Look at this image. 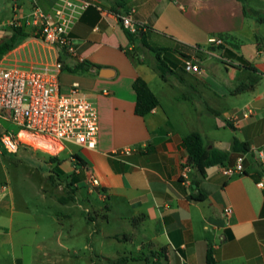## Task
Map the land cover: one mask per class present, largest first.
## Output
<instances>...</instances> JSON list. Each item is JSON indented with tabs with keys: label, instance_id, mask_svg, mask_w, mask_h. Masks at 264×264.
Listing matches in <instances>:
<instances>
[{
	"label": "crops",
	"instance_id": "obj_1",
	"mask_svg": "<svg viewBox=\"0 0 264 264\" xmlns=\"http://www.w3.org/2000/svg\"><path fill=\"white\" fill-rule=\"evenodd\" d=\"M58 1L9 0L11 20L20 18L21 27L30 33L10 52L20 59H60L64 65L60 74L62 89L79 82L86 95L96 102L100 121L97 146L88 149L74 144L78 151L65 153L64 160L56 166L57 172L74 182L70 187L75 190L74 199L66 197L62 202H74L81 186L89 185L87 179L93 174L100 187L94 189L89 185V193L103 202L109 201L100 209V215L108 224L113 215L131 231L119 228L107 234L105 226H100L93 233L87 231V238L102 247L105 238H119L121 232H125L126 241H134L139 234L150 254L163 249L162 264H208L210 251L215 264H264V186H258L264 181V27L245 14L246 1L91 0L94 5L82 13L69 33L77 55L59 51L33 36L34 26L26 23L35 3L51 13ZM132 7L133 19L146 26L147 42L155 48L169 49L161 57L171 68L192 56L202 63L205 73L172 69L166 80L162 79L154 67L155 53L149 49L132 51L137 43L132 44L116 15ZM250 9L264 12L261 6ZM11 20L0 24L4 37L12 34ZM212 37H220L224 44H210ZM201 45L207 46L205 51L200 49ZM212 56L223 65L212 61ZM206 60L211 63L205 66ZM78 63L88 66L74 71ZM158 76L166 84L181 85L194 93L196 130L187 133L175 125L152 88V81ZM137 77L148 83L160 102L146 116L135 112L133 82ZM251 79L257 80L253 88L234 91L240 82ZM190 100V95L176 97L181 114L187 111L185 102ZM247 108L252 109L250 117L238 125L226 121L230 113ZM195 131L203 134L210 147L222 150L230 151L235 137L247 142L250 149L241 154L242 173H223L224 167L235 165V153L230 162L206 168L204 175L188 163L183 139ZM62 145L56 153L38 149L57 156L66 149V144ZM35 147L28 142L20 150ZM126 147L132 148L130 153L122 152ZM76 155L84 166L78 165ZM80 175H84L82 180L76 178ZM3 205L4 198L0 197V208ZM226 207L232 209L229 216L225 215ZM12 215L13 211L9 214L11 221ZM88 218L97 223V217ZM9 234L10 229L0 225V248L10 244ZM58 245L64 246L60 238ZM91 245L86 243L87 247L92 248ZM38 248L39 264L54 259L49 258L51 252L42 243ZM141 248L138 247L139 251ZM95 256L110 260L103 250ZM15 264H23L22 258L17 257Z\"/></svg>",
	"mask_w": 264,
	"mask_h": 264
},
{
	"label": "rangeland",
	"instance_id": "obj_2",
	"mask_svg": "<svg viewBox=\"0 0 264 264\" xmlns=\"http://www.w3.org/2000/svg\"><path fill=\"white\" fill-rule=\"evenodd\" d=\"M245 1L248 10L252 6L264 8V0ZM0 4V24H3L11 20L13 12L9 0H0ZM261 25L264 27V23ZM4 36L3 32L0 33V37ZM206 48V45L200 46L201 50L205 51ZM211 59L223 65L217 57L212 56ZM210 63V60H206L203 64L206 66ZM172 69L174 72H183L184 63L178 62ZM152 88L172 115L178 128L187 133L196 130L194 93L181 85L166 84L160 76L152 81ZM183 94L190 95L192 100L185 102L187 111L181 114L177 110L179 105L176 103V97ZM3 127L15 132L19 129L12 122H3ZM65 144V151L57 156L40 150L37 146L35 149L24 148L16 154L0 149V197L5 201V205L0 208V217L2 216L0 225L10 229V234L7 235L10 244L0 248V264H15L17 257L22 258L23 264H39L41 251L38 245L41 243L51 252L49 258H54L45 264H154L155 253L150 254L149 248L142 245L139 234L134 241H126L125 232H121L119 238H105L102 247L93 243L91 238H87L88 232L93 233L100 226H105L107 234H113L119 228L130 232L131 228L118 223L113 215L110 224L104 220L100 215V209L109 201L103 202L96 194L89 193V185L81 186L74 202H62V198L70 194L68 184L70 179L66 174L57 175L56 166L64 160L65 153H69L70 150L78 151L74 144L68 142ZM53 157H56V160H52ZM49 163L55 165L51 166ZM76 178L82 180L84 175ZM3 209L4 212L1 211ZM11 211L12 221L9 216ZM90 215L95 219L97 217L98 224L89 220ZM58 238L63 247L58 245ZM87 242L92 244V248L86 246ZM100 250H103L110 260L96 257L95 254ZM59 256L64 258L60 259Z\"/></svg>",
	"mask_w": 264,
	"mask_h": 264
},
{
	"label": "built area",
	"instance_id": "obj_3",
	"mask_svg": "<svg viewBox=\"0 0 264 264\" xmlns=\"http://www.w3.org/2000/svg\"><path fill=\"white\" fill-rule=\"evenodd\" d=\"M91 0H59L53 12H44L36 3L30 19L26 22L35 28L34 35L59 51L77 55V49L71 38L70 30L82 13L90 6ZM102 10L100 6H97ZM1 8V4H0ZM135 8H125L116 15L122 27L129 32L145 31V24L133 19ZM10 26H23L20 18L14 17ZM210 44L222 45L223 39L212 37ZM187 72L202 75L205 68L195 57L183 59ZM64 65L60 59L39 61L20 59L10 51L0 57V149L16 154L25 144V136L35 139L50 138L61 144L68 142L93 149L98 144L100 121L96 102L88 97L79 82H73L67 90L61 87L60 74ZM251 108L240 113H230L228 123L238 125L242 119L250 117ZM3 122H12L19 129L10 131ZM132 148L122 149L130 153ZM244 157L240 155L235 165L224 167L223 173L234 175L242 173ZM87 184L96 189L99 180L90 174ZM264 186V181L258 183ZM232 213L226 207L225 215Z\"/></svg>",
	"mask_w": 264,
	"mask_h": 264
},
{
	"label": "trees",
	"instance_id": "obj_4",
	"mask_svg": "<svg viewBox=\"0 0 264 264\" xmlns=\"http://www.w3.org/2000/svg\"><path fill=\"white\" fill-rule=\"evenodd\" d=\"M242 1L244 2V0ZM244 12L246 15L253 16L258 22L264 23V12L256 9L248 10L245 4ZM125 31L132 44L137 43V46H134L132 51L137 50L143 52L145 49H149L155 53L156 63L154 67L160 72L162 79L166 80L167 73L171 72L172 68L167 63L166 58L161 57V54L168 52L169 49L152 47L147 42L146 32L143 30L135 33L129 32L128 30ZM28 36H30V33L25 31L23 27L13 28L12 34L2 38L0 41V57L13 50L22 40H24ZM87 66V63H78L74 67V71H78ZM256 81H253L251 79V81L247 83L240 82L236 86L234 91L242 92L245 90H249L253 88ZM133 88L136 92V114L140 116H146L159 105L160 102L158 97L155 95L148 83L143 78L137 77L133 82ZM183 142L189 153L188 163H190L203 175L206 172V168L230 162L232 154L235 153L239 157L241 154L248 152L250 149V145L247 142L241 141L237 137L234 138L230 151L210 147L209 144L205 141L203 134L199 131L192 132L185 136ZM76 159L79 162V166H84V162L77 155ZM52 160H56V157H53ZM60 174L61 173L57 172V175ZM68 184L69 187H71L74 182H69ZM69 192L70 194L69 196H67V198L74 199L75 190L70 188ZM63 200L64 198H62V201ZM155 256L158 259L154 264H162L163 258H165L163 249L155 252ZM207 263L215 264V260L211 251L208 253Z\"/></svg>",
	"mask_w": 264,
	"mask_h": 264
},
{
	"label": "bare ground",
	"instance_id": "obj_5",
	"mask_svg": "<svg viewBox=\"0 0 264 264\" xmlns=\"http://www.w3.org/2000/svg\"><path fill=\"white\" fill-rule=\"evenodd\" d=\"M25 140L32 143L33 145L37 146L38 148H42L46 151L56 153L60 151V149L63 147V145L50 138H40V139H35L30 136H25ZM32 141V142H31Z\"/></svg>",
	"mask_w": 264,
	"mask_h": 264
}]
</instances>
